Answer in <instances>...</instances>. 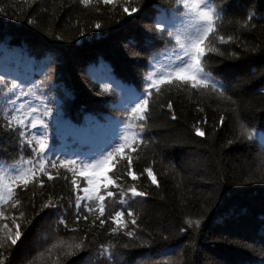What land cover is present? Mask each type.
<instances>
[{
	"label": "trees",
	"instance_id": "obj_1",
	"mask_svg": "<svg viewBox=\"0 0 264 264\" xmlns=\"http://www.w3.org/2000/svg\"><path fill=\"white\" fill-rule=\"evenodd\" d=\"M128 2L138 8L146 5L143 12L132 14L135 20L127 13L121 19L122 8L114 10L112 5L101 4L96 12L95 6L84 8L70 0H0V75L9 80L45 81L42 91L47 99L56 101L59 115L54 112V116L62 120L48 130L49 144L55 149L71 153L102 147L121 118L126 93L143 90L153 51L145 37L155 35L151 18L174 8L175 0ZM231 3L222 33L235 34L238 39L218 44L223 56L208 54V70L236 93V107L255 138H238L241 121L229 110L234 106L215 97L165 88L162 97L153 99L144 137L146 144L152 143L142 146L139 158L134 159L137 179L126 176L124 162L108 166L107 175L116 183L125 188L135 184L138 191L148 194L136 197L135 202L129 200L134 215L127 214L128 205H120L117 197L107 201L105 226L98 220L92 226L93 217L83 208L80 215H88V221H76L71 174L67 181L61 178L55 183L45 177V186L30 185L19 193L23 201L19 210L35 219L25 229L22 242L10 250L0 249L6 264H81L86 258L87 264H110L100 255L101 244L115 245L130 264H264V153L260 140L264 136V51L251 50L254 46L264 49V0ZM249 10L255 12V18L243 27ZM29 18L35 23L29 25ZM96 20L104 25L101 29L89 27ZM80 28L85 35L79 34ZM163 46L164 39H157L153 47L162 50ZM102 84L109 85V90L103 91ZM169 99L176 119L166 106ZM221 114L225 117L222 124ZM2 116L0 111V124ZM196 127L205 135H197ZM30 154L25 149L22 155L28 158ZM20 155L18 141L10 142L0 132V161L6 165ZM150 165L159 186L152 184L147 173L140 175ZM50 195L63 197L58 210L41 212ZM17 211L5 208L8 216ZM116 211L124 212L121 219L127 228L113 234L111 228L118 226L108 216ZM61 217L67 228L58 223ZM186 219H200L201 225L190 227ZM0 223L11 226L10 219ZM127 230L135 236L128 237ZM86 234L85 247L75 256L61 255V248L52 249L51 254L46 251L59 240L81 239ZM41 252L44 255L38 256Z\"/></svg>",
	"mask_w": 264,
	"mask_h": 264
},
{
	"label": "snow or ice",
	"instance_id": "obj_2",
	"mask_svg": "<svg viewBox=\"0 0 264 264\" xmlns=\"http://www.w3.org/2000/svg\"><path fill=\"white\" fill-rule=\"evenodd\" d=\"M71 3H78L84 8L95 6V11L100 12V5H112L115 10L122 8L118 15L123 19L125 13L131 20L136 17L133 13H141L146 5L139 8L132 6L128 0L117 3V0H70ZM63 7V5H61ZM233 8L231 0L218 4L216 0H175V7L164 9L152 16V23L155 33L153 36H146L145 42L148 47L153 48L150 56L149 71L143 77V90L129 91L121 106V118L117 121L116 128L111 137L100 148L89 151H74L71 153L62 152L49 144L48 130L52 127L51 120H54V112L59 115L56 101L45 97L42 87L45 81L36 83L20 81L19 78L9 80L8 76L0 75V111L3 112V123L0 124V132L10 138V142L18 141L19 159L13 157L12 162L6 164L0 161V221L10 219L8 223H0V249L10 250L22 242L27 235L25 229L33 223L35 216L26 217L23 210V201L18 198L21 190H27L30 185L45 186L47 182L55 183L58 179L68 180L71 174V188L74 194L76 221L81 219L88 221L89 216L80 215L81 208L85 209L93 217L92 226L98 220L101 227L105 226V214L107 201H116L119 197L120 205H128V215L133 216L129 200L135 202L136 197H145L146 192L138 191L135 184L125 188L122 184L116 183L107 175L109 165L115 167L124 162L126 165V176L137 179L133 171L134 159H138V152L142 146L152 143L145 142V134L148 130L151 113L153 110V99H159L164 94V89L176 88L179 91H189L200 97H215L218 101L232 105V111L239 123L238 138H255V132L250 126L243 122L237 101L233 99L236 93L224 80L217 79L208 70V54L217 53L223 56L224 52L218 47L235 42L238 37L222 33L224 20L229 10ZM47 11V9H45ZM243 15V12H241ZM255 18V12L249 10L243 27L251 24ZM127 22V21H125ZM32 25L35 21L27 19ZM96 29L104 25L96 20ZM255 27V25H252ZM167 33V37L164 34ZM50 35H55L49 33ZM80 35H85L83 28L79 29ZM55 39H63L61 35H55ZM157 39H164L162 50L155 49L154 43ZM252 51H264L259 46H254ZM234 55V53H229ZM227 77H225V80ZM103 91L109 90V85L102 84ZM231 93V94H230ZM31 98V99H30ZM167 108L172 112V119H176L173 111V101H167ZM164 107V105H161ZM200 112L203 107L198 106ZM225 120L223 114L219 117L222 124ZM204 123H207L205 120ZM196 134L204 136L200 127L195 128ZM261 152L264 153V136H261ZM231 143V141H229ZM25 149H30V155L25 158L22 154ZM61 151V155H56ZM137 154L135 157L133 154ZM55 157V159H53ZM154 163V162H153ZM147 173L152 184L159 186L152 166L146 167L140 175ZM117 180L121 177H117ZM63 197L53 199L50 195L48 200L41 206L40 211L45 209H57L59 201ZM71 203V200L69 201ZM34 206V204H33ZM11 207L18 211L10 216L5 214V208ZM123 211H116L114 215L108 216L118 227L111 228L116 234L120 228H127L126 222H122ZM67 228L65 219L61 217L58 221ZM136 224V220H132ZM190 227L199 228L201 220L186 219ZM185 228H180L184 232ZM75 231V229H73ZM128 237H134V231L127 230ZM87 234L81 239L73 238L69 241L59 240L49 246L46 250L51 254L52 249L61 248V255L75 256L85 247ZM125 248L128 245H124ZM264 255V252L261 253ZM44 253H38L43 256ZM100 255L106 257L110 264H130L123 253L116 250L112 244H101ZM6 257L0 252V264H6ZM33 264V262H29ZM87 264V258L81 262Z\"/></svg>",
	"mask_w": 264,
	"mask_h": 264
},
{
	"label": "rangeland",
	"instance_id": "obj_3",
	"mask_svg": "<svg viewBox=\"0 0 264 264\" xmlns=\"http://www.w3.org/2000/svg\"><path fill=\"white\" fill-rule=\"evenodd\" d=\"M51 123H52V125L53 126H58V125H60L61 123H62V120L59 118H55L54 120H51L50 121ZM114 130H112V132H113ZM87 132H85V134H86ZM89 138H90V136H89ZM111 168L110 167H108V169L106 170L107 172L110 170Z\"/></svg>",
	"mask_w": 264,
	"mask_h": 264
}]
</instances>
